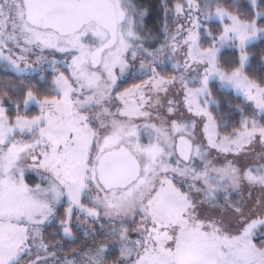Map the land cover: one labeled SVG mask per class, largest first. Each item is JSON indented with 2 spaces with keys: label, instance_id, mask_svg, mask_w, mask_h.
Segmentation results:
<instances>
[{
  "label": "snow or ice",
  "instance_id": "obj_1",
  "mask_svg": "<svg viewBox=\"0 0 264 264\" xmlns=\"http://www.w3.org/2000/svg\"><path fill=\"white\" fill-rule=\"evenodd\" d=\"M161 11L0 0V264H264V0Z\"/></svg>",
  "mask_w": 264,
  "mask_h": 264
},
{
  "label": "trees",
  "instance_id": "obj_2",
  "mask_svg": "<svg viewBox=\"0 0 264 264\" xmlns=\"http://www.w3.org/2000/svg\"><path fill=\"white\" fill-rule=\"evenodd\" d=\"M142 2L150 6L153 20L157 23H162L163 22V12L161 11V4L163 3V0H142ZM256 51L258 53V50ZM258 60H259V55L257 54L256 61ZM256 61H254L255 66L259 67ZM4 75L5 74L2 71H0V77H3ZM8 78H11V77L9 76ZM218 99H221V98L218 97ZM237 103H239V101L236 100L234 96H224L222 98V106H223L222 111L224 113H227L228 112L227 106L229 104L236 105Z\"/></svg>",
  "mask_w": 264,
  "mask_h": 264
},
{
  "label": "rangeland",
  "instance_id": "obj_3",
  "mask_svg": "<svg viewBox=\"0 0 264 264\" xmlns=\"http://www.w3.org/2000/svg\"><path fill=\"white\" fill-rule=\"evenodd\" d=\"M47 236V233L45 234ZM70 247H73V245H69Z\"/></svg>",
  "mask_w": 264,
  "mask_h": 264
}]
</instances>
